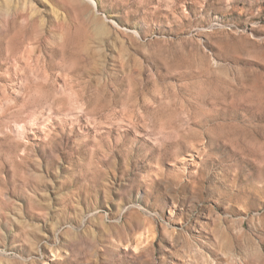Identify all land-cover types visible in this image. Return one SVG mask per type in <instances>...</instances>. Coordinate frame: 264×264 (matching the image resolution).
Here are the masks:
<instances>
[{"label":"rangeland","instance_id":"374dc122","mask_svg":"<svg viewBox=\"0 0 264 264\" xmlns=\"http://www.w3.org/2000/svg\"><path fill=\"white\" fill-rule=\"evenodd\" d=\"M0 264H264V0H0Z\"/></svg>","mask_w":264,"mask_h":264}]
</instances>
